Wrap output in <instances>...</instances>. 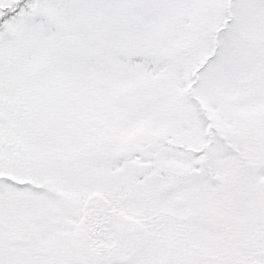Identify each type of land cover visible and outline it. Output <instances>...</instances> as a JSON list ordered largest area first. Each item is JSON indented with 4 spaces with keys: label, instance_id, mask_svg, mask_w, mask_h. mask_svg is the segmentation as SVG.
I'll list each match as a JSON object with an SVG mask.
<instances>
[{
    "label": "snow or ice",
    "instance_id": "1",
    "mask_svg": "<svg viewBox=\"0 0 264 264\" xmlns=\"http://www.w3.org/2000/svg\"><path fill=\"white\" fill-rule=\"evenodd\" d=\"M0 264H264V0H0Z\"/></svg>",
    "mask_w": 264,
    "mask_h": 264
}]
</instances>
